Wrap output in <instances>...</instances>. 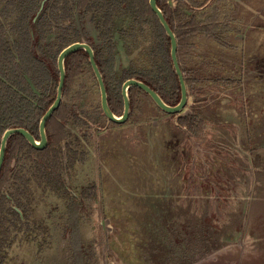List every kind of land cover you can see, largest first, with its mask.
Instances as JSON below:
<instances>
[{"label": "trees", "instance_id": "trees-1", "mask_svg": "<svg viewBox=\"0 0 264 264\" xmlns=\"http://www.w3.org/2000/svg\"><path fill=\"white\" fill-rule=\"evenodd\" d=\"M150 1L47 0L33 22L42 0H0V146L10 127L24 126L40 139L41 119L57 97L58 56L76 41L93 47L115 114L124 112L122 86L131 78L158 91L167 104H178L181 84L173 66L171 37ZM157 1L176 34L188 89V102L177 122L195 139H206L208 126L202 109L207 95L201 94L237 87L244 80L235 73H216L218 61L204 56L202 50L212 43L221 48L232 46L228 38L240 33L242 26L235 22L231 0ZM141 46L143 59L124 65L122 49L130 53ZM65 68L63 99L46 125L47 146L37 149L20 133L8 141L0 173V264H11V252L18 243H32L42 254L54 245L57 230H62L66 240V264H101L102 248L97 241L86 240L82 231L90 205L99 199L97 182L85 175L73 183L78 165L87 162L94 146L95 132L109 120L101 102L87 100L90 81L99 86L89 53L80 49L69 54ZM129 95L128 121L150 111L147 103L160 115L169 114L139 86H132ZM110 125L119 123L109 121ZM229 181L217 179V183ZM206 183L215 188L216 180L207 178ZM177 188L174 183L166 184L162 192L149 198L150 210L135 229L136 264H193L227 246L242 230L245 208L232 212L227 223L215 224L208 216L209 202L201 207L202 215L194 203L185 205L184 211L191 216L173 221L180 209ZM14 205L23 211L24 219ZM211 212L217 214L213 208Z\"/></svg>", "mask_w": 264, "mask_h": 264}, {"label": "rangeland", "instance_id": "rangeland-1", "mask_svg": "<svg viewBox=\"0 0 264 264\" xmlns=\"http://www.w3.org/2000/svg\"><path fill=\"white\" fill-rule=\"evenodd\" d=\"M231 2L235 22L242 26L228 38L236 50L212 43L202 53L218 61L216 73H235L244 81L222 89L229 97L215 92L219 90L201 94L207 95L202 110L210 142L188 137L177 116H162L147 103L150 111L115 127L108 121L95 132L87 162L77 167L74 185L85 175L97 182L99 199L90 205L82 231L102 248L101 264L137 263L136 224L149 212V198L173 183L180 193L173 221L191 216L184 211L189 203L202 215L201 207L209 202L208 216L215 224L227 223L232 212L245 208V230L193 264H264V0ZM142 47L130 53L122 49L124 65L140 62ZM89 87L88 102H101L100 87L93 81ZM221 177L229 183H217ZM207 178L216 180L215 188ZM63 234L54 232V245L42 254L32 243H18L11 264H66Z\"/></svg>", "mask_w": 264, "mask_h": 264}, {"label": "water", "instance_id": "water-1", "mask_svg": "<svg viewBox=\"0 0 264 264\" xmlns=\"http://www.w3.org/2000/svg\"><path fill=\"white\" fill-rule=\"evenodd\" d=\"M47 0H42L41 5H40V9L37 12L36 16L33 18V22H36L38 16L41 14L45 2ZM150 5L153 9V11L157 14L158 18L160 19L161 24L163 25V27L165 28L167 34L169 37H171V56H172V60H173V66H174V70L177 73L178 77H179V81L181 84V100L178 104L176 105H169L167 104L163 98L159 95L158 91H155L154 89H151V87L146 84L145 82L136 79V78H131L126 80L123 83L122 86V95L124 98V112L122 115H117L112 111V108H110L109 102H108V93H107V88L104 82V78H103V74L96 62L95 59V51L93 49V47L91 46V44H89L86 41H76L73 42L71 44H69L68 46H66L61 53L58 56V70L60 73V80H59V84H58V89H57V97L56 100L53 102V104L51 105V107L48 108V110L46 111V113L43 115L41 122H40V139H36L35 136L26 128L23 127H10L7 130H5L2 139H1V146H0V173L2 171L3 168V164H4V160H5V155H6V149H7V145H8V141L10 139V137L16 133H20L23 136H25V138L28 140V142L35 148L37 149H43L47 146L48 144V136H47V130H46V125H47V121L50 119V117L52 116L53 112L60 107L61 105V101L63 99V89H64V85H65V79H66V68H65V60L67 58V56L73 52H76L80 49H84L89 53V59L90 62L92 64L93 70L95 71V75L96 78L98 80L99 83V87H100V91H101V106L102 109L105 113V115L107 116L109 121H113L115 123H125L129 116H130V112H131V99H130V95H129V91L130 88L132 86H139L141 87L145 92H147L150 97L152 98V100L157 104V106L161 109H163V111L165 112H169V114H178L177 115V119L178 117L183 115V111H185V107L186 104L188 102V89H187V84L184 78V75L181 67H180V63H179V59H178V42H177V37L176 34L173 32V30L171 29L169 23L167 22V19L165 18V15L162 11V9L158 6V1L157 0H151L150 1ZM177 125L178 122L176 121ZM184 130L189 133L187 131V129L185 127ZM190 134V133H189ZM14 208L19 212V214L21 215L22 219H24V215L23 211L16 205H14ZM108 221V220H107ZM247 223V219L245 217L244 222H243V231L245 230V226Z\"/></svg>", "mask_w": 264, "mask_h": 264}, {"label": "crops", "instance_id": "crops-1", "mask_svg": "<svg viewBox=\"0 0 264 264\" xmlns=\"http://www.w3.org/2000/svg\"><path fill=\"white\" fill-rule=\"evenodd\" d=\"M236 46H237V44H236ZM230 47H231V48H234V49L236 50L235 45H232V46H230ZM215 92H217V94H223V96H225V97H226V96L229 97V94H227V93L224 94V92H226V91H222V89L219 90V91H215ZM211 93H214V91L211 92ZM205 116H206V114H205ZM235 119H236V118H235ZM234 121H237V119L234 120ZM182 130H184V128H183ZM184 131H185V130H184ZM187 134H188V137H191V136H192V135L189 134V133H187ZM191 138L193 139L194 137L192 136ZM202 141H203V143H204V142H207V143L210 142V136L208 135L207 138H206V139H203ZM202 141H201V142H202ZM216 142H217V141H216ZM230 150H231V149H230ZM208 173H209V172H208ZM252 174H253V173H252Z\"/></svg>", "mask_w": 264, "mask_h": 264}, {"label": "flooded vegetation", "instance_id": "flooded-vegetation-1", "mask_svg": "<svg viewBox=\"0 0 264 264\" xmlns=\"http://www.w3.org/2000/svg\"><path fill=\"white\" fill-rule=\"evenodd\" d=\"M128 121V120H127Z\"/></svg>", "mask_w": 264, "mask_h": 264}]
</instances>
